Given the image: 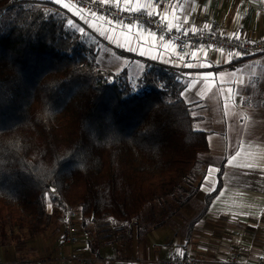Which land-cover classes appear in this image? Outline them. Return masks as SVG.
Returning a JSON list of instances; mask_svg holds the SVG:
<instances>
[{
	"label": "trees",
	"instance_id": "16d2710c",
	"mask_svg": "<svg viewBox=\"0 0 264 264\" xmlns=\"http://www.w3.org/2000/svg\"><path fill=\"white\" fill-rule=\"evenodd\" d=\"M102 49L52 1L0 0V246L44 233L49 202L66 225L116 229L158 226L196 195L209 144L184 77L155 62L133 76Z\"/></svg>",
	"mask_w": 264,
	"mask_h": 264
},
{
	"label": "crops",
	"instance_id": "0c3cea01",
	"mask_svg": "<svg viewBox=\"0 0 264 264\" xmlns=\"http://www.w3.org/2000/svg\"><path fill=\"white\" fill-rule=\"evenodd\" d=\"M155 1L161 5L154 7ZM109 2L128 9L148 7L181 30L201 31L218 23L224 32L241 39L264 37V0ZM59 4L80 29L102 41L104 66L127 67L133 76L151 62L178 70L186 82L185 99L204 116L198 124L207 132L209 149L202 155L203 176L196 195L164 223L116 229L110 221L90 224L80 228L83 235L74 245L58 241L64 223L48 243L0 246L2 263L64 264L58 258L63 248L74 257L90 258L91 264H162L175 252L198 264H264V56L239 60L208 47L190 49L184 56L173 42L139 24L128 28L66 1ZM215 191L206 214L189 232ZM71 264L81 263L73 259Z\"/></svg>",
	"mask_w": 264,
	"mask_h": 264
},
{
	"label": "built area",
	"instance_id": "2783aa9c",
	"mask_svg": "<svg viewBox=\"0 0 264 264\" xmlns=\"http://www.w3.org/2000/svg\"><path fill=\"white\" fill-rule=\"evenodd\" d=\"M54 2L56 5H62L57 2V0H49ZM61 1V0H60ZM73 4L76 8L84 11L91 12L92 14L99 16L105 20L113 23H120L124 25L129 24H139L149 31L153 32L158 36H162L166 40L173 42L180 54L184 56H189L190 49H197L198 47H208V48H223L224 52L229 54L237 55L239 53L240 60L253 58L258 56H264V37L255 39H241L239 40L233 38L229 39L230 34L223 31L220 24L214 23L210 28L206 30L196 31L195 35L192 31H187V36L183 35L184 30L173 27L171 32L163 31L159 29L161 27L160 23H157L159 16L149 17L146 15V11L155 12L148 7L144 10L134 11L129 10L118 4L108 2L107 4L99 3L98 0H62ZM160 1L154 2V7L160 6ZM64 9V8H63ZM65 10V9H64ZM66 11V10H65ZM71 16V14L69 13ZM119 21V22H118ZM246 49L247 52L243 50ZM80 220V215L78 213H72L68 217V223L65 226L61 236L58 241L64 245H74L76 244L83 233L77 223ZM58 258L64 264H71L73 259L81 264H91V259L84 256H73L69 252L61 248L58 252ZM0 264L2 260L0 259ZM162 264H198L191 256L180 252H175L171 257L164 260Z\"/></svg>",
	"mask_w": 264,
	"mask_h": 264
},
{
	"label": "rangeland",
	"instance_id": "374dc122",
	"mask_svg": "<svg viewBox=\"0 0 264 264\" xmlns=\"http://www.w3.org/2000/svg\"><path fill=\"white\" fill-rule=\"evenodd\" d=\"M257 62H261V58H257L256 60ZM196 127L198 129H202V125L201 124H196ZM162 203H154L151 204L147 207L146 212H149L150 210H152L151 208H154L156 206H160ZM49 205H51V207H49ZM48 210L50 212V225L48 227V229L42 233L40 236L36 237V238H29L26 237V240L28 239V241L26 242H22V243H13V244H17L18 246H25L26 244H30L32 241H34L37 245L40 244L42 241L44 243H48L50 242L51 239H53V236H56L62 229V227L64 226V223L66 225L64 218V213L63 211L57 207L56 205H53L52 203L49 202L48 204ZM151 212V211H150ZM162 215H164V213H161ZM147 216V215H146ZM161 216L159 215L158 217H150L149 220L151 223H153L154 221H160ZM148 220V221H149ZM153 221V222H152ZM5 246V245H4Z\"/></svg>",
	"mask_w": 264,
	"mask_h": 264
},
{
	"label": "snow or ice",
	"instance_id": "6c2138e0",
	"mask_svg": "<svg viewBox=\"0 0 264 264\" xmlns=\"http://www.w3.org/2000/svg\"><path fill=\"white\" fill-rule=\"evenodd\" d=\"M57 2H60V0H57ZM98 2H99V3H102V4H107V3L109 2V0H98ZM65 7H67V5H65ZM129 10L140 11L141 9H140V8H137V9H131V8H130ZM146 15H148L149 17H157V16H159V20L157 21V23H160V24H161V27H160V29H159L161 32H163V31H167V32L170 33L171 30H172V28H173L174 26H175V27H180V25H172L171 23H168L167 20H166V17L163 16V15H161V14H159V13L148 12V11H146ZM118 22H119V21H118ZM71 23H72V21H69V24H71ZM132 26H133L132 24L127 25L128 28H131ZM205 27H208V25H205ZM191 30H192L193 34L195 35L196 29L193 28V29H191ZM81 31H83V29H81ZM183 35H184V36H187V30H184ZM233 38L239 40L240 37H239L238 34H232V36H230L229 39H233ZM161 39H163V37H161ZM223 51H224L223 48H221V49H220V52L223 53ZM243 51H244V52H247L246 49H244ZM235 58H236V59H239V58H240L239 53H237V55H236ZM228 62L230 63L231 60H229ZM189 66H190V65H189ZM209 75H211V74L209 73ZM241 84H243V81H241ZM247 167L252 168V167H256V165L248 164ZM49 207H51V205H49ZM182 254H183V253H181V255H182Z\"/></svg>",
	"mask_w": 264,
	"mask_h": 264
}]
</instances>
